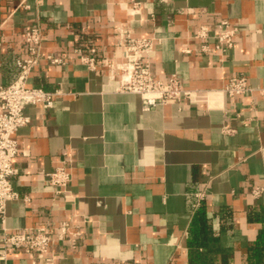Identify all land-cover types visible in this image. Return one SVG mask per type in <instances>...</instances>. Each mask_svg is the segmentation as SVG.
I'll use <instances>...</instances> for the list:
<instances>
[{
    "label": "crops",
    "instance_id": "crops-1",
    "mask_svg": "<svg viewBox=\"0 0 264 264\" xmlns=\"http://www.w3.org/2000/svg\"><path fill=\"white\" fill-rule=\"evenodd\" d=\"M0 0V86L28 56L24 33L39 25L41 62L28 85L55 92L53 105H27L18 130L12 188L18 198L0 217L5 230L68 222L81 231L51 264H264V96H229L239 75L264 85V0ZM227 19L232 48L200 51L202 26ZM156 40L147 56L153 76L175 75L190 92L143 109L118 91L105 62L124 61L117 29ZM211 48L215 41L205 42ZM96 49L84 66L77 49ZM67 153L72 180L54 201L47 174ZM57 238V236H56ZM9 251L0 264H30Z\"/></svg>",
    "mask_w": 264,
    "mask_h": 264
},
{
    "label": "built area",
    "instance_id": "built-area-1",
    "mask_svg": "<svg viewBox=\"0 0 264 264\" xmlns=\"http://www.w3.org/2000/svg\"><path fill=\"white\" fill-rule=\"evenodd\" d=\"M139 7L138 2L131 0L128 10L132 18L139 15ZM237 32L238 28L232 26L227 19L220 20L214 28L200 27L196 32V37L203 41L200 51L224 52L232 48ZM116 33L124 61L120 63L106 61L105 65L110 70L111 77L118 78V91L140 96L143 109L146 111L168 100H180L190 95L175 75L166 82L159 81L153 76L146 58L154 49L156 43L154 38L133 37L124 28H118ZM209 39L215 41L213 48L205 43ZM43 41L44 36L39 25L25 31L24 43L28 56L16 60L18 67L16 80L8 86H0V217L2 219L5 215L6 203L18 198V194L12 188V179L16 174L14 161L20 151L16 134L30 122L24 109L27 105L37 104L50 108L56 95L55 92L28 85L30 74L41 62L47 61L51 64L62 62L58 58L42 53ZM76 51L84 66L92 70L97 68L98 58L94 47H90L87 51L81 48ZM253 91L264 96V85L253 88L242 75L233 77L225 86V92L229 96L247 95ZM47 177L49 184L54 188L56 202L58 196L66 194L72 180L67 153L63 155L62 164L47 174ZM262 191L264 188H256L253 192L257 196ZM81 234L78 228H74L68 222H62L58 226L49 222L27 230H5L0 259L4 261L9 251H22L31 256L30 264L55 263L61 254L56 248V243L66 240L69 247L75 249ZM125 264L141 263L126 262Z\"/></svg>",
    "mask_w": 264,
    "mask_h": 264
}]
</instances>
